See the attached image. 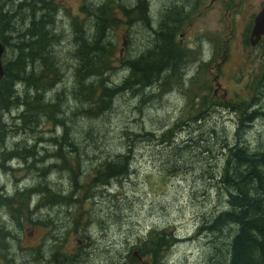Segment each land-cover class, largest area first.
<instances>
[{"label":"rangeland","instance_id":"374dc122","mask_svg":"<svg viewBox=\"0 0 264 264\" xmlns=\"http://www.w3.org/2000/svg\"><path fill=\"white\" fill-rule=\"evenodd\" d=\"M56 1L60 23L57 32L63 36L58 50L65 56L68 48L75 45L73 17H85L80 10L84 0ZM89 1V4H100L105 0ZM132 1L116 0L115 4L121 2L130 6ZM158 1L150 0L151 16L155 18L153 27H156L155 20H158L161 5L157 6ZM187 1L189 5L174 17L176 20L173 19L169 31L182 15L183 19L173 29L178 49L173 60L177 61L169 63L168 69L162 73L167 81V91H161V86L155 85L134 94L118 95L111 106L110 102L105 103L110 109L94 121L98 125L97 134L88 136V126L85 132L74 131L75 138L79 136L82 143L77 152H87L82 158L86 170H91L95 164L98 166L97 157L110 154L125 140L122 132L143 136L132 142L128 175L95 190H88L90 182L82 180L79 191L81 205L71 208L41 203L39 208L43 210L41 214L38 212L35 217L37 223L33 224L31 210H35L36 204L42 201L38 198L41 192L38 187L46 181L43 176H52V181L59 185L65 184L68 178L67 171L61 170L58 158L49 154L54 153L51 151L55 145L51 141L55 138L52 130L60 135L62 130L52 125L40 128L43 131L40 134L47 139L39 142V133L22 130V122L15 124V115L22 108L11 112L0 111L4 129L7 130L0 134V147L5 145L15 151V143L29 138L27 145L37 146L40 160L37 163L29 161L25 165L13 156L7 162L9 169L0 168V188H7L10 195L15 193L14 196H17V191L39 184L35 188L38 192L31 199L30 217L23 219L21 227L11 220L8 210H5L7 226L15 232V241L11 239L9 251V257L15 259L14 264H34L29 248L38 247L40 243L43 264H54L51 262L54 254L62 261L61 264H67L65 261L71 255L75 257L70 261L77 264H137L136 261L130 262V252L133 248L143 247L154 231H166L172 233L173 238L176 236L173 241L168 238L171 244L178 240L162 251L156 264H206L211 238L198 234L201 217L205 212L221 211L224 204L219 202L223 198V162L229 148L236 142L237 122L245 112L248 114L258 108L264 110V39L255 46L249 42L253 18L261 10L264 0ZM173 4L183 6L177 2ZM119 16L121 22L111 33V39L116 43L112 68L107 72L111 86L120 85L128 76L129 66L124 61L136 60L153 49L156 43L153 27L146 23H131L121 13ZM176 46L173 45L174 48ZM9 53L12 54V51ZM167 60H171V53L162 65ZM178 64L182 68L176 75L173 69ZM60 66L65 81L56 87L53 95L69 86V93L63 99V111L66 116L68 110L69 115L72 114L70 124L88 125L92 120L82 110L72 113L79 103L76 104L70 94H74L76 88L82 94L84 91L78 85L73 86L72 62L63 60ZM17 88L20 94L23 88L25 90L23 85ZM26 90L31 95L35 93L32 87ZM68 97L75 108L67 107ZM249 126L242 135L245 143L252 146V150L264 148V116ZM167 129L173 133L177 131V140H171V145L167 144L165 137H160ZM93 132L94 129H91L88 134ZM26 133H30L31 137ZM125 153L128 154V149ZM51 159L57 161V167L53 173H44L45 169L48 171L46 165L51 163ZM34 165L37 166L34 168ZM42 214L46 222L49 221L46 225L44 220L39 224ZM78 217L86 223V230L81 229L79 224L76 227L79 231H75ZM204 223L202 221L201 225ZM84 245H87L88 252L84 251ZM220 245L223 246V241ZM58 246L62 255L55 253ZM146 248H149L148 243ZM145 257L153 261L151 255ZM0 264H5L1 258Z\"/></svg>","mask_w":264,"mask_h":264},{"label":"trees","instance_id":"16d2710c","mask_svg":"<svg viewBox=\"0 0 264 264\" xmlns=\"http://www.w3.org/2000/svg\"><path fill=\"white\" fill-rule=\"evenodd\" d=\"M89 2V0H84L80 9L85 17H73L75 45L72 43L74 48L69 47L65 52L66 55L62 56L58 50L63 36L57 32L60 23L59 4L56 0H0V40L6 46L5 75L0 81V111L11 112L13 109L22 108V111L15 115V124L22 122V125H19L27 132L40 134L43 133L40 128L50 125L59 126L62 130L61 135L52 130L55 138L51 141L52 144L55 143V148L51 150L54 153L49 154L53 158H58L61 170L67 171V181L59 185L52 181V176L48 177L51 181L46 179L38 187V191H41L38 198L42 201L38 202L36 207L47 202L71 208L78 204L81 205L79 201L81 192L79 191L82 189V180L90 182L88 190H95L98 186L109 185L111 181L129 174L132 142L134 139L143 137L142 134L122 132L121 136L125 140L121 141V144L108 155L99 158L93 153V156L98 158L96 163L99 164L98 166L95 164L91 170H86L82 158L87 152H77L81 149L82 143L79 136L75 138L74 131L85 132L88 126V136L97 134V124L94 121L110 109L105 103L110 102L111 106L113 99L118 95L130 92L134 94L136 91L155 85H160L161 91H167V81L162 73L168 69L169 63L177 61L173 59L178 51L173 29L171 33L169 31L174 17L182 11L184 6L189 5L187 0H159L157 2V6L161 4L157 19L161 17V14L167 13L165 9L168 4L177 2L183 6L176 7L172 19V14L169 13L162 37H159L155 31L156 43L153 49L144 52L136 60L124 61L129 66L128 76L120 85L111 86L107 72L112 68L116 48L115 40L111 39V33L115 32L121 22L119 13L129 18L131 23L136 22L143 25L146 23L151 27L154 26L155 18L153 19L151 12L149 13V3L147 6L143 0L139 2L133 0L130 6L121 2L116 5V0H105L100 4H89ZM156 24L157 20H155ZM164 44L166 45L163 48ZM173 45L176 47L174 48ZM10 50L12 54L9 53ZM169 53H171V60H167L162 65L165 59L169 58ZM63 60L72 62L73 86L78 85L80 90L84 88L83 94L80 91L77 92V88L74 94H70L75 99V103H79L72 113L82 110V113L92 120L88 125L70 124L72 114L69 115L68 110L66 116L63 111V99L66 98V93H69V86L53 95L56 87L65 81L64 71L60 69ZM181 67L178 64L173 72L179 75ZM18 85L25 87V90L24 88L21 90V94L17 90ZM29 87L35 90L33 95L26 90ZM66 104L68 108H75L71 106L70 97ZM211 104L215 105V102ZM262 116H264V110L258 108L248 114L245 112L237 122L234 136L236 142L233 147L229 148L228 156L223 162L224 185L221 194L224 199L221 198L219 202L224 204L221 206V211L205 212L201 217V222L205 221V223L201 225L200 222L198 234L208 235L211 238L206 264H264V148L252 150V146L249 147L245 143L246 139L242 137L243 132L247 130L246 127L249 124L251 126L253 121L255 122ZM4 128L3 115L0 113V134L7 131ZM91 129H94L93 134H88ZM176 132L173 133L171 129H167L161 133L160 137H165L167 144L171 145V140H177ZM26 135L31 137L30 133ZM40 136L39 142L47 139L44 134ZM28 139L15 143V151H11L5 145L0 147V168L9 169L7 162L13 156L25 165L29 161L33 163L40 161L37 146H28ZM20 143H23L22 146ZM118 149L121 151L118 152ZM127 149L128 154L125 153ZM49 162L51 163L46 165L48 171L44 168V173L52 172L57 167V161L54 159ZM36 166L34 165V168ZM32 192L33 190L26 187L22 191H17V196H14L15 193L10 195L7 188H0V258L5 264L15 262L13 257H9L11 239L15 241V232L7 226L4 219V216H7L5 210H8L11 220L14 223L16 221L21 227L23 219L28 220L30 217ZM37 192L35 190V194ZM33 211L35 210H31V214ZM39 218V224L42 220L45 221V225L49 222H46L43 217ZM35 223H37L36 218L33 217V224ZM79 224L81 229L86 230L87 226L82 221V217L76 219L74 227H78ZM75 231L79 229L76 228ZM168 238L173 241L172 233L152 232L143 247L132 249L129 254L130 262H139L138 258H132V253L138 250L143 256L151 255L152 264H156L158 260L160 261L162 251L178 241L171 244ZM221 241H223L222 247ZM147 243L149 248H146ZM86 247L87 245H84V251L88 252ZM29 250L34 264H43L42 243L38 247H30ZM55 253L61 254L60 246ZM74 257L75 255L67 257L65 262L77 264L70 261ZM51 262L61 264L62 261L54 254Z\"/></svg>","mask_w":264,"mask_h":264},{"label":"water","instance_id":"95a60500","mask_svg":"<svg viewBox=\"0 0 264 264\" xmlns=\"http://www.w3.org/2000/svg\"><path fill=\"white\" fill-rule=\"evenodd\" d=\"M255 23L252 26L251 33H250V43L252 45L257 44L262 38L264 37V4L258 14L255 16ZM6 51L5 44L0 40V80L2 79L5 71V60L4 55ZM218 77H216L217 80ZM217 86L219 87L220 84L218 83ZM217 91V89H216ZM132 258H138L139 262L137 264H152L150 258H147L141 255L140 251L135 250L132 253Z\"/></svg>","mask_w":264,"mask_h":264},{"label":"flooded vegetation","instance_id":"af4514ba","mask_svg":"<svg viewBox=\"0 0 264 264\" xmlns=\"http://www.w3.org/2000/svg\"><path fill=\"white\" fill-rule=\"evenodd\" d=\"M140 0H138V2H139ZM143 3L144 4H147V6H148V3H149V13L151 12L152 13V10H151V7H150V0H143ZM137 5H138V3H137ZM176 7H177V5H174L173 3H171V4H168L167 5V7H166V11H167V13L165 14V15H163V14H161V17H159V19L157 20V24L155 25L156 27H153V30L155 29V31L157 32V34H159V37H162V33H164L165 32V28H166V23H165V21H166V19L168 18V16H169V13H171L172 15H171V19L173 18V16H174V13H175V11H176ZM152 17V16H151ZM153 18V17H152ZM255 18V17H254ZM254 18H253V22H252V25H251V28H250V33H251V29H252V26L254 25V23H255V20H254ZM183 18H182V15L178 18V20L175 22V24H174V26H173V29L176 27V24H177V22L178 21H181ZM171 33V32H170ZM182 35H183V33H182ZM171 37H172V35H171ZM249 38H250V35H249ZM249 42H250V40H249ZM261 42V40L258 42V43H260ZM257 43V44H258ZM251 44V43H250ZM257 44H255V45H257ZM252 45V44H251ZM255 45H252V46H255ZM147 52V51H146ZM226 53H227V49L224 51V55L226 56ZM214 59H212V61H213ZM212 61H210L209 63H211ZM206 62H208V61H206ZM182 68V67H181ZM217 94V91L215 92V95ZM44 178H46L47 180H49L48 178H47V174L44 176ZM49 181H51V180H49ZM39 184H34V185H30V186H28V189H30V190H33V192L31 193V196H32V199H33V197L35 196V188L38 186ZM48 204H50L49 202H47ZM47 203H43V204H47ZM51 205V204H50ZM42 210L43 209H41L40 210V208H39V206H37V207H35V211H33V217L35 218V217H37L38 216V212L41 214V212H42ZM41 218L43 217V218H45V215L44 214H42L41 216H40Z\"/></svg>","mask_w":264,"mask_h":264},{"label":"bare ground","instance_id":"6f19581e","mask_svg":"<svg viewBox=\"0 0 264 264\" xmlns=\"http://www.w3.org/2000/svg\"><path fill=\"white\" fill-rule=\"evenodd\" d=\"M54 171V170H53ZM51 173V172H50Z\"/></svg>","mask_w":264,"mask_h":264}]
</instances>
